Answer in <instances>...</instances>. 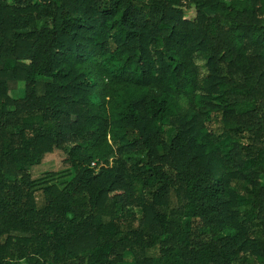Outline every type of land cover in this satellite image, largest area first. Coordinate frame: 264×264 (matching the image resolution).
Listing matches in <instances>:
<instances>
[{
  "label": "trees",
  "instance_id": "obj_1",
  "mask_svg": "<svg viewBox=\"0 0 264 264\" xmlns=\"http://www.w3.org/2000/svg\"><path fill=\"white\" fill-rule=\"evenodd\" d=\"M127 257L264 264V0H0V264Z\"/></svg>",
  "mask_w": 264,
  "mask_h": 264
},
{
  "label": "rangeland",
  "instance_id": "obj_2",
  "mask_svg": "<svg viewBox=\"0 0 264 264\" xmlns=\"http://www.w3.org/2000/svg\"><path fill=\"white\" fill-rule=\"evenodd\" d=\"M193 11L191 10H185V17L189 18L193 15ZM12 96L19 97L21 95L20 91L17 92H11ZM62 168H64L61 159L53 154H47L44 156L40 164L35 166L32 169V175L33 177H40L47 171H60ZM130 264V258H126V263Z\"/></svg>",
  "mask_w": 264,
  "mask_h": 264
}]
</instances>
